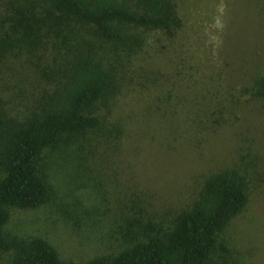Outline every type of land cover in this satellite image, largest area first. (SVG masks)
I'll use <instances>...</instances> for the list:
<instances>
[{
  "label": "rangeland",
  "instance_id": "374dc122",
  "mask_svg": "<svg viewBox=\"0 0 264 264\" xmlns=\"http://www.w3.org/2000/svg\"><path fill=\"white\" fill-rule=\"evenodd\" d=\"M6 2L0 96L9 118L22 119L67 55L52 51L58 38L47 32L21 41ZM176 3L181 26L148 31L136 53L116 58L101 127L40 153L49 196L36 208H11L7 232L44 237L62 259L85 263L169 228L205 177L236 167L249 178V199L219 233L214 257L264 264V99L252 95L264 74V0ZM216 18L222 29L212 27ZM107 46L95 43L114 54ZM0 264H10L9 253L0 251Z\"/></svg>",
  "mask_w": 264,
  "mask_h": 264
},
{
  "label": "trees",
  "instance_id": "16d2710c",
  "mask_svg": "<svg viewBox=\"0 0 264 264\" xmlns=\"http://www.w3.org/2000/svg\"><path fill=\"white\" fill-rule=\"evenodd\" d=\"M6 1L21 41L47 32L58 38L52 51L62 47L67 55L59 72L42 82L24 118H9L0 96V251L10 254V264H229L214 251L219 233L248 203L250 181L236 167L205 177L169 228L140 234L118 252L85 263L62 259L44 237L6 231L11 208H36L49 196L40 153L68 147L73 138L101 127V110L109 108L117 88L116 58L136 53L146 32L182 24L176 0ZM96 42L112 45L106 48L115 53L96 48ZM252 95L264 99V74Z\"/></svg>",
  "mask_w": 264,
  "mask_h": 264
},
{
  "label": "clouds",
  "instance_id": "9594fccd",
  "mask_svg": "<svg viewBox=\"0 0 264 264\" xmlns=\"http://www.w3.org/2000/svg\"><path fill=\"white\" fill-rule=\"evenodd\" d=\"M212 27H214L216 29H222L223 28V24H222V22H221V20L219 18H216V20H215V22H214ZM215 40H216V37H214V36L210 37V42H214Z\"/></svg>",
  "mask_w": 264,
  "mask_h": 264
}]
</instances>
